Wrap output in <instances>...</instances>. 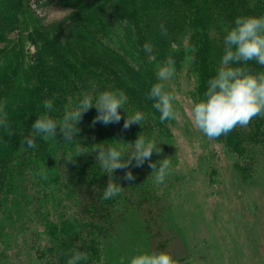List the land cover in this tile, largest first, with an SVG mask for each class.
Wrapping results in <instances>:
<instances>
[{
  "label": "trees",
  "instance_id": "trees-1",
  "mask_svg": "<svg viewBox=\"0 0 264 264\" xmlns=\"http://www.w3.org/2000/svg\"><path fill=\"white\" fill-rule=\"evenodd\" d=\"M31 1L0 0V41L6 42L0 47V103L6 102L16 132L10 137L0 131V242L4 244L19 225L26 235L40 216L43 230L33 229L46 236L45 242L30 247L38 264H65L67 254L78 246L88 256L81 264H101L121 215L131 203L160 198L162 186L172 184L171 173L177 169L174 120L161 123L154 101L147 98L158 82V68L172 58L176 67L172 79L186 69L194 79L190 95L193 103L198 102L220 64L224 35L236 18L264 15V0H53L72 12L51 24L35 15ZM161 24L167 36L161 35ZM15 31L17 36L10 39ZM147 41L155 46L151 62L143 50ZM193 46L195 61L187 58ZM248 67L264 71L255 62ZM109 89L127 95L128 116L145 114L142 126L133 124L125 130L123 109L118 124H93L98 112L92 108L77 125V141L64 143L58 129L57 138L41 137L35 147L21 146L38 116L61 121L65 110H73L83 95ZM166 90L173 92L168 82ZM46 99L54 101L51 112L43 107ZM140 134L162 149L160 154L153 152L152 161L170 159L169 175L156 184L150 161L131 168L133 181L118 179L128 170L119 169L113 177L124 190L104 200L108 176L96 161L95 148L130 150L127 143ZM216 141L236 157L234 166L244 181L264 172V118L256 117ZM69 156L74 162L66 160ZM0 254L6 256L1 248Z\"/></svg>",
  "mask_w": 264,
  "mask_h": 264
},
{
  "label": "rangeland",
  "instance_id": "rangeland-1",
  "mask_svg": "<svg viewBox=\"0 0 264 264\" xmlns=\"http://www.w3.org/2000/svg\"><path fill=\"white\" fill-rule=\"evenodd\" d=\"M30 5L47 24L60 23L72 12L53 0H32ZM5 44L0 41V47ZM193 82L186 69L168 81L179 115L172 126L178 156L171 173L173 186H162L160 198L131 203L119 218L101 264H129L143 251H169L173 257H184L177 260L180 264H264V172L244 181L234 166L236 157L192 126L187 111L193 104ZM36 219L32 224L26 221L31 224L26 235L19 225L4 244L0 242L6 252L4 257L0 254V264H38L30 247L44 243L46 236L33 229L43 230L40 216Z\"/></svg>",
  "mask_w": 264,
  "mask_h": 264
},
{
  "label": "clouds",
  "instance_id": "clouds-1",
  "mask_svg": "<svg viewBox=\"0 0 264 264\" xmlns=\"http://www.w3.org/2000/svg\"><path fill=\"white\" fill-rule=\"evenodd\" d=\"M160 32L162 36H167L168 30L164 24L160 25ZM143 50L149 62L155 59V46L151 41L144 43ZM190 51L192 55L187 58L195 61V46ZM250 62L264 68V15L236 18L234 26L224 35L223 54L215 76L208 80L203 98L194 102L187 111L192 126L209 141L228 135L236 127H247L256 117L264 118V71H252L248 67ZM175 74V61L172 58L166 59L157 70L158 82L154 83L147 93V98L154 101L152 107L160 113L161 123L179 118L175 108L177 97L174 92L166 90V82ZM127 102V95L119 89L85 94L73 110H65L61 121L53 119L50 115L38 116L31 126L30 133L21 138V146L35 147L37 139L41 137L45 141L57 138L58 129L64 143L71 144L77 141L75 137L80 131L77 125L88 110L95 108L98 112L93 124H118L122 119L120 110L123 109L126 113ZM53 104L52 99H46L43 107L51 112ZM6 108V102L0 103V131L11 137L16 132L9 121ZM144 120L145 114L141 111L132 116L126 113L123 128L126 130L133 124L142 126ZM127 144L130 145V150L111 145L95 148L96 161L108 176L103 191L104 200L115 198L124 190L122 184L113 177V173L119 169L128 170L118 179L133 181L135 176L131 168L142 167L146 161H150L149 167L153 170L150 176L156 184L164 183L169 175V158L158 161L151 159L154 151L157 154L162 153V149L154 141L146 140L140 134L134 143ZM66 160L73 161L70 156L66 157ZM67 257L65 264H81L88 259L79 246L71 249ZM129 264H178V261L169 251H143L133 255Z\"/></svg>",
  "mask_w": 264,
  "mask_h": 264
},
{
  "label": "water",
  "instance_id": "water-1",
  "mask_svg": "<svg viewBox=\"0 0 264 264\" xmlns=\"http://www.w3.org/2000/svg\"><path fill=\"white\" fill-rule=\"evenodd\" d=\"M34 57V56H33Z\"/></svg>",
  "mask_w": 264,
  "mask_h": 264
}]
</instances>
